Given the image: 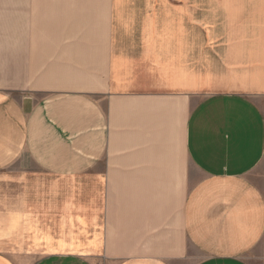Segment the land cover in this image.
<instances>
[{"label":"crops","instance_id":"0c3cea01","mask_svg":"<svg viewBox=\"0 0 264 264\" xmlns=\"http://www.w3.org/2000/svg\"><path fill=\"white\" fill-rule=\"evenodd\" d=\"M0 0V264H264V0Z\"/></svg>","mask_w":264,"mask_h":264},{"label":"rangeland","instance_id":"374dc122","mask_svg":"<svg viewBox=\"0 0 264 264\" xmlns=\"http://www.w3.org/2000/svg\"><path fill=\"white\" fill-rule=\"evenodd\" d=\"M199 17L200 20H207L210 22V0H199ZM19 262H23V264H26L29 262L28 259H23Z\"/></svg>","mask_w":264,"mask_h":264}]
</instances>
